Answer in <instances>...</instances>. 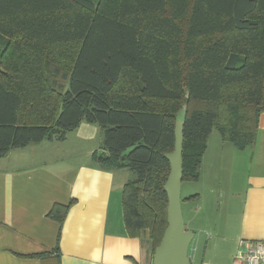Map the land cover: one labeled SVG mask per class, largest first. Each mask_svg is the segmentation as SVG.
Segmentation results:
<instances>
[{"label": "trees", "instance_id": "16d2710c", "mask_svg": "<svg viewBox=\"0 0 264 264\" xmlns=\"http://www.w3.org/2000/svg\"><path fill=\"white\" fill-rule=\"evenodd\" d=\"M184 104L183 183L199 180L214 130L239 150L254 145L264 0H0V159L97 125L107 156L94 161L133 174L124 224L132 237L149 232L153 255Z\"/></svg>", "mask_w": 264, "mask_h": 264}, {"label": "crops", "instance_id": "0c3cea01", "mask_svg": "<svg viewBox=\"0 0 264 264\" xmlns=\"http://www.w3.org/2000/svg\"><path fill=\"white\" fill-rule=\"evenodd\" d=\"M215 134L199 180L184 182L197 186L183 197L195 234L189 255L192 264H242V243L264 241V113L251 147L239 150ZM101 141L97 125L82 123L64 141L0 159V264H153L149 232L132 237L125 228L129 171L94 161L95 153L107 156ZM56 206L68 207L62 222L50 216Z\"/></svg>", "mask_w": 264, "mask_h": 264}, {"label": "water", "instance_id": "95a60500", "mask_svg": "<svg viewBox=\"0 0 264 264\" xmlns=\"http://www.w3.org/2000/svg\"><path fill=\"white\" fill-rule=\"evenodd\" d=\"M187 108V104H184L177 117L174 151L165 156L170 163V174L164 185L168 197L167 227L154 252L153 264H192L189 251L195 234L186 225L181 194L184 164V125Z\"/></svg>", "mask_w": 264, "mask_h": 264}, {"label": "built area", "instance_id": "2783aa9c", "mask_svg": "<svg viewBox=\"0 0 264 264\" xmlns=\"http://www.w3.org/2000/svg\"><path fill=\"white\" fill-rule=\"evenodd\" d=\"M242 264H264V241L243 242L238 254Z\"/></svg>", "mask_w": 264, "mask_h": 264}, {"label": "rangeland", "instance_id": "374dc122", "mask_svg": "<svg viewBox=\"0 0 264 264\" xmlns=\"http://www.w3.org/2000/svg\"><path fill=\"white\" fill-rule=\"evenodd\" d=\"M213 132L216 133L215 135H219V134H217L218 132L216 130H214ZM33 145H35V144H33ZM20 149H22V148H20ZM37 158H38V160H42L44 158V155L43 156L40 155ZM132 177H133V174L129 171V178H132ZM193 185H195V184H189V183L182 184V190H181L182 198L184 196H187V194L193 189V187L194 188L197 187V186H193ZM182 209H183V202H182ZM183 216L185 217L184 213H183ZM197 250H198V247H197ZM197 253L200 256V251L196 252V256H197Z\"/></svg>", "mask_w": 264, "mask_h": 264}]
</instances>
